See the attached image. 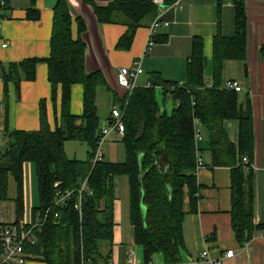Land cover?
<instances>
[{
	"label": "trees",
	"instance_id": "1",
	"mask_svg": "<svg viewBox=\"0 0 264 264\" xmlns=\"http://www.w3.org/2000/svg\"><path fill=\"white\" fill-rule=\"evenodd\" d=\"M8 7L11 0H4ZM38 0H31L27 12L29 21H38ZM84 4L88 0H82ZM90 1V0H89ZM177 0H166L171 6ZM91 2V1H90ZM235 2V34H218L213 43V87L204 82L207 62L204 42L195 38L187 64L185 85L169 83L160 74H153L150 86L136 88L127 99L115 103L123 111L126 161L93 163L100 140L101 123L98 115L97 92L106 86L102 73L86 70V46L82 35L87 31L81 17H73L66 0H59L54 9L51 55L46 60H27L10 65L6 80L19 87L22 80L36 79L37 67L48 66V80L52 99L56 102L59 87L62 90L61 122L52 131L47 122L45 102H41V127L35 132L7 134L8 144L0 151V201L7 199L9 181L18 186V216L23 218L22 183L24 165L35 166L39 185L40 207L35 208L33 219L44 214L58 192L77 191L88 180L90 193L84 194L82 218L75 210L77 194L60 212L56 221L48 220L35 246L27 247L45 264H112V253L103 254L101 242L114 241V180L127 177L130 186V222L135 243L143 248L144 260L149 264L160 253L167 264L180 261L185 249L183 224L184 197L188 193L192 205L198 202L199 186L196 176L195 120L206 130L214 167L232 170L233 211L232 223L237 240L243 245L255 230L254 173L242 165V159L254 152L253 116L239 104L238 94L222 89L224 66L229 61H246L248 43V9L246 0ZM100 23L122 24L127 34L118 49H129L136 31L149 25L157 16L156 7L149 0H115L107 6L93 5ZM77 24L78 39H73ZM264 58V45L261 48ZM84 88V114H71L72 87ZM157 89L164 98L176 104L172 113L162 111L157 101ZM119 101V102H118ZM239 122V147L229 140L224 122ZM68 142L87 144V161L70 160L65 152ZM58 184V187L56 185ZM142 192L144 197H142ZM142 206L147 207L146 217Z\"/></svg>",
	"mask_w": 264,
	"mask_h": 264
},
{
	"label": "crops",
	"instance_id": "2",
	"mask_svg": "<svg viewBox=\"0 0 264 264\" xmlns=\"http://www.w3.org/2000/svg\"><path fill=\"white\" fill-rule=\"evenodd\" d=\"M90 1L84 4L82 0H66L71 7L73 17H81L87 26L86 33L82 35L86 46V70L88 73L100 72L105 79L106 86L99 88L96 98L99 119L105 123L101 129H106L113 122L112 111L119 107L115 99L121 102L126 96V92L118 87L116 79L122 68L132 67L136 62H141L144 73L137 80L138 87L148 86L153 74H160L166 82L185 85L187 64L195 38H201L204 42V56L207 62L204 82L207 87H213L214 38L218 34L225 37L234 36V0H182L181 9H169L165 14L164 20L169 25L158 30L157 43L149 54H146V48L150 38L151 23L136 31L129 49H118L120 40L127 34V27L122 24L100 23L92 7L107 6L115 0ZM58 2L59 0H38L36 9L40 12V19L29 21L27 12L32 8L31 0H11L8 7L5 6L4 0H0L1 152L7 147V134L35 132L40 129V104L43 101L50 129L55 131L60 125L62 90L59 87L56 102L53 101L46 64L37 67L34 81L22 80L18 87L13 80H6L10 65H19L27 60H46L50 57L54 9ZM246 5L249 17L247 59L242 62L229 61L225 64L222 89H225V84L229 80L240 82L243 89L238 94L239 104L253 116L254 152L248 159L254 173L255 230L251 239L243 245L237 240L232 223V170L228 167L213 166L209 137L198 120L201 140L195 141V147L197 156L203 160L204 166L196 174L199 186L198 202L192 205L188 193L184 197L185 249L181 252L180 261L175 264H209L201 258L204 252H209L214 260L221 259L222 264H264V58L261 53L264 45V0H246ZM253 7L255 12L252 10ZM78 37L75 23L73 39L76 40ZM3 42L8 43L6 49L1 48ZM108 97H111L108 101L112 107L109 109V114L107 112L101 118L99 103ZM70 111L77 118L83 117L82 85L72 87ZM224 128L237 150L239 122L225 121ZM115 138L122 140L117 134H113L108 143L116 142ZM109 148L113 152L114 144ZM104 160L107 161L106 151ZM107 162L119 163L114 159V153L113 159ZM35 171L33 164L24 165L22 219L27 222L33 220L35 208L40 207L39 185ZM18 197V186L11 178L7 199L0 202V222L13 224L19 220ZM115 202L114 239L120 243L123 240V231L119 230L116 234ZM131 246V243H125L124 247L115 250L112 264H129L128 256L131 252H134L133 264H146L143 248L138 246L131 249ZM230 251H234L235 256L230 259L225 258ZM27 264L45 263L35 258ZM149 264H167V262L162 254L157 253Z\"/></svg>",
	"mask_w": 264,
	"mask_h": 264
},
{
	"label": "built area",
	"instance_id": "3",
	"mask_svg": "<svg viewBox=\"0 0 264 264\" xmlns=\"http://www.w3.org/2000/svg\"><path fill=\"white\" fill-rule=\"evenodd\" d=\"M153 3L157 10V16L150 25V38L146 48V54H149L155 44L157 43L158 30L162 27L168 26L169 23L164 20L165 14L169 9H181L182 0H177L171 6H166V0H149ZM8 47L7 42L1 43V48L6 49ZM141 62H136L132 67L122 68L117 74L118 87L126 92L124 107L127 108V99L132 95L133 91L138 88L137 80L139 76L143 74ZM150 86V84L148 85ZM147 86V87H148ZM242 86L240 82L236 80H229L225 84V90L229 92H235L237 94L242 92ZM113 122L106 129H102L100 133V140L98 142L97 151L93 159V163L96 164L104 160L105 145H107L113 134H117L123 138L125 134V126L123 123V111L122 109L114 108L112 111ZM195 141L201 140V131L198 128V120H195ZM242 165L245 168L251 169V164L247 157L242 159ZM204 162L197 156L196 159V173L203 168ZM58 187V184L56 185ZM86 193H92L88 189V180L81 183V188L77 191H67L65 193L58 192L54 199V202L46 210L44 214H39L36 219L30 222L25 220H18L13 224L0 222V264H27L29 261L34 260L32 254L26 252L27 247L35 246L39 240L44 227L48 220L53 216L57 221L60 217V211L70 203L74 194H77V199L74 205L75 210L82 218L83 197ZM1 202V201H0ZM57 210L59 212H57ZM235 256L234 251H230L225 255V258L230 259ZM134 252H131L128 256L129 264H133ZM202 260L209 264H222V260H214L211 258L209 252H204L201 256Z\"/></svg>",
	"mask_w": 264,
	"mask_h": 264
},
{
	"label": "rangeland",
	"instance_id": "4",
	"mask_svg": "<svg viewBox=\"0 0 264 264\" xmlns=\"http://www.w3.org/2000/svg\"><path fill=\"white\" fill-rule=\"evenodd\" d=\"M255 12V9L253 7L252 9ZM157 101L160 105V108L162 111H167L169 114L172 113L174 109L175 102L173 99L169 98L165 102L164 93L161 89H157ZM108 97L104 99L102 102L99 103V109H100V117L102 118L103 115L109 114V109L112 107L110 105V102L108 101ZM101 126H104V121L100 120ZM114 140H117L114 143H108V145H105L104 149L106 151V160H112L113 159V153H114V159L119 163H124L126 161V153L124 145L121 143L119 138H115ZM111 144H114L113 152L111 151V147L109 146ZM65 150L67 153V157L71 160H77V161H87L88 159V153L90 152V149L87 144L80 143V142H68L65 145ZM114 163V162H109ZM119 180V181H118ZM116 181H118L116 183ZM114 197H115V224H116V234L119 232V230L123 231V240L120 243H117L114 239L113 243L109 242H101L100 243V249L103 251L104 255H107L108 253H112V260H113V253L115 250H119L121 246L124 247L125 243H131V249L134 247L137 248L138 245L135 243L134 239V229L132 227V224L130 222V186H129V179L127 177H117L114 180ZM134 239V241H133ZM134 242V243H133ZM130 245V244H128Z\"/></svg>",
	"mask_w": 264,
	"mask_h": 264
},
{
	"label": "water",
	"instance_id": "5",
	"mask_svg": "<svg viewBox=\"0 0 264 264\" xmlns=\"http://www.w3.org/2000/svg\"><path fill=\"white\" fill-rule=\"evenodd\" d=\"M142 197H144V193L143 192H142ZM147 211H148L147 207L142 206V216H143V218L146 217Z\"/></svg>",
	"mask_w": 264,
	"mask_h": 264
}]
</instances>
